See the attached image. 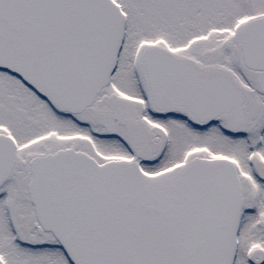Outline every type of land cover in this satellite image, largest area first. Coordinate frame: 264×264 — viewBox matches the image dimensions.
<instances>
[{
    "label": "snow or ice",
    "instance_id": "snow-or-ice-1",
    "mask_svg": "<svg viewBox=\"0 0 264 264\" xmlns=\"http://www.w3.org/2000/svg\"><path fill=\"white\" fill-rule=\"evenodd\" d=\"M0 264H264V0H0Z\"/></svg>",
    "mask_w": 264,
    "mask_h": 264
}]
</instances>
